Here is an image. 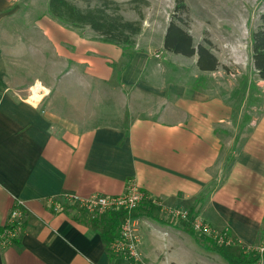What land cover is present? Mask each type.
<instances>
[{"label": "crops", "instance_id": "obj_1", "mask_svg": "<svg viewBox=\"0 0 264 264\" xmlns=\"http://www.w3.org/2000/svg\"><path fill=\"white\" fill-rule=\"evenodd\" d=\"M25 5L0 0V24L14 25L0 39V227L24 206L2 264H229L167 220L197 203L212 230L241 244L264 239V115L225 139L234 122L222 93L146 85V53ZM131 180L157 203L151 217L148 204L132 214L138 259L125 260L109 250L122 215L85 216L64 197L118 196Z\"/></svg>", "mask_w": 264, "mask_h": 264}, {"label": "rangeland", "instance_id": "obj_2", "mask_svg": "<svg viewBox=\"0 0 264 264\" xmlns=\"http://www.w3.org/2000/svg\"><path fill=\"white\" fill-rule=\"evenodd\" d=\"M48 1L24 0L25 7L32 8L35 15L42 16ZM68 1L82 10L100 5L97 0ZM111 1L120 5L118 14L124 20L141 23V32L133 37L135 44L125 48L144 52L151 58L146 74V85H153L166 92L173 87L191 85L211 88L212 94L222 93L225 103L232 107L234 122L233 130L224 132L225 139L233 131L236 135L237 133L239 136L245 135L252 129V124H257L262 119L264 81L258 79L253 68L250 42L251 34L259 26L260 15L264 12V0H183L187 12L181 15L178 23L189 32L195 46L210 42L211 52L219 62L216 72L209 74L199 72L196 67V57L185 58L162 49L163 37L173 15L175 0ZM111 8L113 7L107 8L108 13L112 12ZM12 28L14 25H10L7 20L0 24V39L3 38V42H8L9 35H13ZM66 28L70 29L68 26ZM74 29L86 36H96L88 27ZM79 211L86 216L82 210L79 209ZM136 212L138 210H134L132 214L138 216ZM167 220L173 222L168 216ZM224 229L216 232L210 228L216 236L222 232L226 234L225 240L220 244L217 243L218 246L215 245L216 249L199 237H196L197 241L199 240L198 243L206 250L213 251V254L219 255V252L215 250L222 249L225 255L230 254L233 257H240L242 250L245 252V249H242L243 246L246 249L254 248L255 251L264 248V239L258 244H241ZM257 255L260 257L261 264H264V253L263 256ZM226 257L227 260H232L231 256Z\"/></svg>", "mask_w": 264, "mask_h": 264}, {"label": "trees", "instance_id": "obj_3", "mask_svg": "<svg viewBox=\"0 0 264 264\" xmlns=\"http://www.w3.org/2000/svg\"><path fill=\"white\" fill-rule=\"evenodd\" d=\"M99 6L94 8L80 9L68 0H49L48 13L59 23L76 29L88 27L102 40L119 45L132 47L135 42L133 37L141 32V23L130 22L124 20L118 12L120 5L111 0H97ZM175 8L170 22L167 25L162 49L165 52L179 55L185 58L196 57V67L201 72H215L219 67L217 58L211 52V43L203 42L196 46L193 44V39L189 32L184 29L180 22L181 15L187 12L186 5L183 0H175ZM112 6V12L108 13L107 8ZM140 14V13H139ZM141 17V15H140ZM251 60L253 68L259 80L264 81V12L260 15L259 26L251 34ZM146 211V215L152 216L153 208L150 203ZM200 205L197 203L191 209L187 210L188 218L186 221L173 220L172 223L178 225L183 231L190 235L196 236L197 233L193 230L192 223L197 217ZM118 222L116 221L113 227V233L117 235ZM9 227L7 224L0 227ZM204 242L212 247L218 246L216 240L212 237H205L202 234L198 235ZM14 241V240H13ZM245 249V248H244ZM220 254H223L222 249H218ZM243 251V250H242ZM240 252V257H232L228 260L229 264H257L259 256L254 252ZM0 264H2L0 257Z\"/></svg>", "mask_w": 264, "mask_h": 264}, {"label": "built area", "instance_id": "obj_4", "mask_svg": "<svg viewBox=\"0 0 264 264\" xmlns=\"http://www.w3.org/2000/svg\"><path fill=\"white\" fill-rule=\"evenodd\" d=\"M65 202L69 205H75L78 209L90 216L103 215L110 212H119L122 215L120 221L119 230L117 236L112 239L109 250L117 257H122L125 260L138 259V253L136 246L138 243V237L136 235L135 219L132 212L138 209L142 204L150 203L156 206V201L148 198L134 181H129L126 185L125 191L118 196L105 197L99 195H93L88 198H79L75 195H66L64 197ZM47 204L52 208L54 212L62 210V204L56 200L48 201ZM23 203L16 202V205L11 209L9 220L7 225L9 227L2 228L0 230V246L11 242L16 239L18 232L21 229V219L23 218ZM167 216L173 220L186 221L188 218L187 210L183 209H171L168 211ZM193 230L205 236H210L216 240L218 244L225 240L226 234L222 232L216 236L210 228L202 221L195 219L192 223ZM246 251L254 252L257 254H263L264 248L258 249H246ZM263 256V255H262ZM261 256V257H262ZM260 260L257 264H261ZM145 264V263H141Z\"/></svg>", "mask_w": 264, "mask_h": 264}]
</instances>
